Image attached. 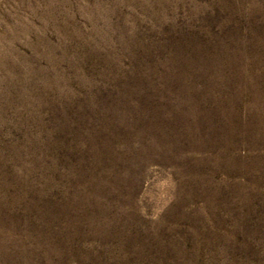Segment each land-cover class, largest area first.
Masks as SVG:
<instances>
[{
	"label": "rangeland",
	"instance_id": "obj_1",
	"mask_svg": "<svg viewBox=\"0 0 264 264\" xmlns=\"http://www.w3.org/2000/svg\"><path fill=\"white\" fill-rule=\"evenodd\" d=\"M0 264H264V0H0Z\"/></svg>",
	"mask_w": 264,
	"mask_h": 264
}]
</instances>
